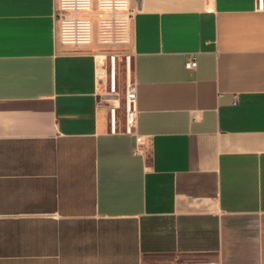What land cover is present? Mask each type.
I'll use <instances>...</instances> for the list:
<instances>
[{
    "label": "crops",
    "instance_id": "1",
    "mask_svg": "<svg viewBox=\"0 0 264 264\" xmlns=\"http://www.w3.org/2000/svg\"><path fill=\"white\" fill-rule=\"evenodd\" d=\"M56 3L0 0V264H264V6L130 0L134 137Z\"/></svg>",
    "mask_w": 264,
    "mask_h": 264
},
{
    "label": "built area",
    "instance_id": "2",
    "mask_svg": "<svg viewBox=\"0 0 264 264\" xmlns=\"http://www.w3.org/2000/svg\"><path fill=\"white\" fill-rule=\"evenodd\" d=\"M256 1L262 9L264 0ZM134 16L130 0H57L54 10L62 45L79 49L96 40L103 47L96 55L97 92L107 107L111 135H118L122 125V134L136 137L134 55L125 49ZM196 67L194 57L185 63L187 70Z\"/></svg>",
    "mask_w": 264,
    "mask_h": 264
}]
</instances>
